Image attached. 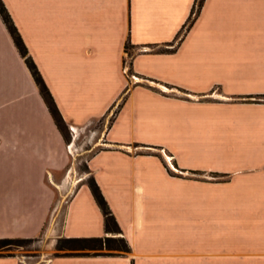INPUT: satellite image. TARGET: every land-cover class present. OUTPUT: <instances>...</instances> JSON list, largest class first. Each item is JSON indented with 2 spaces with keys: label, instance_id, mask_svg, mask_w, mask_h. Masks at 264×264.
<instances>
[{
  "label": "crops",
  "instance_id": "obj_1",
  "mask_svg": "<svg viewBox=\"0 0 264 264\" xmlns=\"http://www.w3.org/2000/svg\"><path fill=\"white\" fill-rule=\"evenodd\" d=\"M1 2L70 140L0 17V238L116 235L92 176L128 251L38 264H264V0Z\"/></svg>",
  "mask_w": 264,
  "mask_h": 264
},
{
  "label": "trees",
  "instance_id": "obj_2",
  "mask_svg": "<svg viewBox=\"0 0 264 264\" xmlns=\"http://www.w3.org/2000/svg\"><path fill=\"white\" fill-rule=\"evenodd\" d=\"M202 0H196V5L199 7ZM0 17L8 30L13 43L18 50L19 54L24 58V61L37 85L38 91L44 100V103L56 125L58 130L60 131L64 141H68L69 139V131L68 128L60 116L54 101L48 92L46 86L44 85L34 63L31 58L27 55L26 48L22 42L20 35L18 34L12 20L3 6L0 0ZM124 48L127 49V44L124 45ZM86 168V167H85ZM86 183L91 191V194L101 210L103 215V227L105 233H113L116 235H102V236H92V237H61L58 238L55 244L56 250H64L63 253L54 255H78V256H97V255H115L122 254L128 251V245L125 239L118 235L120 233V229L111 214L102 194L100 193L98 186L94 182L92 176H88L86 179ZM31 238H0V249L11 244L18 243L30 240ZM0 256H9L2 255Z\"/></svg>",
  "mask_w": 264,
  "mask_h": 264
},
{
  "label": "rangeland",
  "instance_id": "obj_3",
  "mask_svg": "<svg viewBox=\"0 0 264 264\" xmlns=\"http://www.w3.org/2000/svg\"><path fill=\"white\" fill-rule=\"evenodd\" d=\"M84 136H85L84 133H80L75 140V145L71 146V150L73 154L71 158V162L76 167L79 175L86 173V168L84 163H85V158L89 154V152L81 153L82 152L81 147H85V145L83 144V138H85ZM69 140H70V133H69L68 141ZM73 148L78 150L76 151ZM56 241L54 242V244H52L50 238H46L44 235L41 234L27 241L11 243L0 249V253L2 255H9V256L15 255L20 257L22 260L25 258L28 262H36L35 264H38L40 258H42V256H45L44 254H40V252L43 253L48 252L45 253L47 256L55 253L58 254L63 253L64 250L55 249Z\"/></svg>",
  "mask_w": 264,
  "mask_h": 264
}]
</instances>
